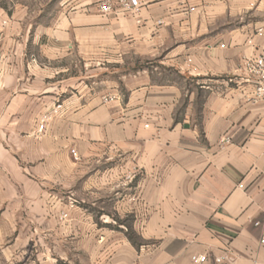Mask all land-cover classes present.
Returning a JSON list of instances; mask_svg holds the SVG:
<instances>
[{
	"label": "crops",
	"instance_id": "1",
	"mask_svg": "<svg viewBox=\"0 0 264 264\" xmlns=\"http://www.w3.org/2000/svg\"><path fill=\"white\" fill-rule=\"evenodd\" d=\"M94 2L0 11V264H264V0Z\"/></svg>",
	"mask_w": 264,
	"mask_h": 264
},
{
	"label": "rangeland",
	"instance_id": "2",
	"mask_svg": "<svg viewBox=\"0 0 264 264\" xmlns=\"http://www.w3.org/2000/svg\"><path fill=\"white\" fill-rule=\"evenodd\" d=\"M69 1L70 0H0V11H4L10 18L19 19L25 24L42 28L51 25L52 21L57 18V16L66 12ZM93 1H95V5H98V10L104 3L110 5L112 10L114 7L113 2L117 1L124 6L127 0ZM75 61L77 62V59ZM63 215L64 214H62L63 218L66 217Z\"/></svg>",
	"mask_w": 264,
	"mask_h": 264
},
{
	"label": "built area",
	"instance_id": "3",
	"mask_svg": "<svg viewBox=\"0 0 264 264\" xmlns=\"http://www.w3.org/2000/svg\"><path fill=\"white\" fill-rule=\"evenodd\" d=\"M124 6H129L132 8H136L138 6L137 0H127L125 1ZM100 12L107 13L111 10V6L107 3H104L99 8ZM255 36L264 38V27L257 28L255 30ZM190 62V60H187ZM241 73L243 75V80L247 83H251L253 86V94L251 97V102L257 103L264 97V43L260 48V53L257 56H253L250 58H245L242 62V66L240 68ZM117 98L114 96L103 98L104 102H109L116 100ZM44 122L38 126V130L42 131L44 128ZM228 142V139H226ZM71 155L74 159H77V155L74 150H71ZM63 216H66L65 214ZM260 244H264V235L260 240ZM227 257H216L213 259L215 264H221L225 261ZM192 264H208V257L206 255H193L191 257ZM260 264V263H254Z\"/></svg>",
	"mask_w": 264,
	"mask_h": 264
}]
</instances>
